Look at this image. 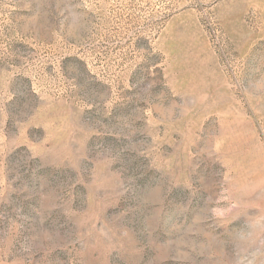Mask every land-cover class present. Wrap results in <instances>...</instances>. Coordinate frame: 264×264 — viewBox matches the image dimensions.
<instances>
[{
    "label": "rangeland",
    "instance_id": "1",
    "mask_svg": "<svg viewBox=\"0 0 264 264\" xmlns=\"http://www.w3.org/2000/svg\"><path fill=\"white\" fill-rule=\"evenodd\" d=\"M0 264H264V0H0Z\"/></svg>",
    "mask_w": 264,
    "mask_h": 264
}]
</instances>
